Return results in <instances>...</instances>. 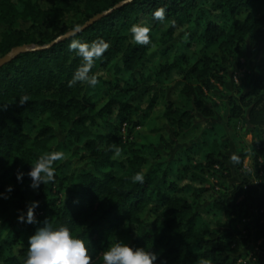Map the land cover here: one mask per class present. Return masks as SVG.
<instances>
[{
  "label": "trees",
  "instance_id": "16d2710c",
  "mask_svg": "<svg viewBox=\"0 0 264 264\" xmlns=\"http://www.w3.org/2000/svg\"><path fill=\"white\" fill-rule=\"evenodd\" d=\"M47 1L52 3L44 8ZM261 4L264 0H0V60L14 49H28L0 67V193L13 189L9 198H0V264H23L29 237L45 221L68 226L82 238L91 264H103V252L115 243L112 230L124 225L127 243L155 252L156 264L202 259L237 264L233 253L246 242L232 223L243 214L255 216V238L264 240V177L232 187L211 183L219 175L229 177L224 176L229 141L216 131L223 125L213 123L220 117L228 127H247L254 174L259 177V160L264 170V14L250 12ZM157 8L165 9L163 21L152 17ZM133 24L150 25V44L133 42ZM74 39L109 44L91 69L99 81L95 87L68 86L83 62L69 49ZM247 51L260 56L257 74L250 89L234 87L238 96L226 99L222 114L224 107L209 97ZM168 83L178 98L164 102L162 119L173 138L147 145L131 141L157 108L158 86ZM25 94L29 101L20 106ZM197 122L210 124L200 141L178 148V139L189 136ZM114 147L121 149L119 156ZM55 151L63 157L53 165L54 179L31 189V165ZM243 162L241 156L240 168ZM138 171L143 183L131 179ZM31 201H39L35 222H19ZM255 256L254 264H264V251Z\"/></svg>",
  "mask_w": 264,
  "mask_h": 264
},
{
  "label": "clouds",
  "instance_id": "9594fccd",
  "mask_svg": "<svg viewBox=\"0 0 264 264\" xmlns=\"http://www.w3.org/2000/svg\"><path fill=\"white\" fill-rule=\"evenodd\" d=\"M154 20L163 21L165 9L157 8L153 13ZM74 31L79 32L77 26ZM133 42L140 45L151 43V27L148 24H133L129 29ZM109 48V44L103 39L93 42H81L72 40L69 49L82 58V64L76 69L72 78L68 81V86L72 87L77 83H87L90 87L98 84L96 75L90 74L95 61L102 56ZM19 105L23 106L29 101L27 94L19 97ZM114 155L119 156L121 149L114 147ZM63 153L60 151L50 152L41 156L27 173L31 180L29 187L36 190L40 185L51 182L54 179V163L62 159ZM233 163L239 162V157L233 154L230 157ZM23 173H17L18 182H22ZM143 172H136L132 177L133 182L143 183ZM12 186L5 189V193H0V198H9L6 193L12 191ZM39 207V201H31L27 205V213L18 216L21 223L32 224L35 222V210ZM158 256L151 250L141 247H134L123 240H117L111 244L102 255L103 264H156ZM92 257L89 248L82 238L76 237L68 226L55 227L49 221H45L43 227L39 228L34 235L28 239V250L23 264H91ZM199 264H208L207 260H200Z\"/></svg>",
  "mask_w": 264,
  "mask_h": 264
},
{
  "label": "rangeland",
  "instance_id": "374dc122",
  "mask_svg": "<svg viewBox=\"0 0 264 264\" xmlns=\"http://www.w3.org/2000/svg\"><path fill=\"white\" fill-rule=\"evenodd\" d=\"M52 1L43 2L42 6L44 8H48L51 5ZM250 12L255 17H260L264 14V5H257L250 9ZM247 16L245 12L240 14V18L244 19ZM2 29L0 28V34ZM247 58H245L244 62L241 65L234 64L230 65L229 72L225 76L224 85H217L216 89L213 91V96L210 95L209 100L219 104L224 110L222 114H225L228 107L226 106V99L230 97L237 98V94L235 93V86L244 87L245 90L250 89L251 84L253 83V78L256 76V68L260 61V56L252 55L249 51L246 53ZM156 94L159 97L157 108L152 113V116L146 120L145 125L136 129L131 141L137 142L140 144H151L159 142V137H164L166 140L173 138V130L164 125V120L162 119V114L164 113L163 105L164 102L170 101L175 102L178 98V93L174 92L173 83H168L165 85H159ZM46 116H40V119H46ZM37 120V119H36ZM38 121V120H37ZM202 121V120H200ZM50 122L55 125L56 123L53 120ZM214 124H221L223 126L217 128V133L220 135H225L227 140L229 141L228 149L225 154L227 155V160L225 161L224 176H229L227 179H223L222 176L219 175V179L214 178L211 179V183L215 184L217 182L221 183L223 181L226 182L229 187L232 185L240 184L244 179L249 180L250 182L259 183L260 176L264 177L263 170V161L259 160L257 164V170L259 171V177L257 178L254 174V154L252 152V135L249 134L247 127L241 124H232V126H227L225 118L220 117L216 121H213ZM210 124L205 123H196L195 129L189 136H181L178 139V148L179 147H191L193 144H196L200 141L201 134L204 129ZM126 135V131L122 132ZM61 139L63 136H60ZM169 147V146H166ZM163 144H160V149L170 153L169 148L166 149ZM177 148V149H178ZM167 150V151H166ZM175 152V151H174ZM171 151V153H174ZM236 154L239 157H244V162L242 168L238 163H233L230 157ZM218 189H216L217 191ZM204 204L203 207H205ZM253 217H255L253 215ZM252 219L246 217L243 214L241 217H236L234 222L232 223V227L241 232L243 239L246 244L241 247V249L236 250L233 253V257L238 258L237 264H254L253 262L256 260L255 255H262L263 248L262 244L264 240H256L254 231L252 229ZM251 228V230L247 231L246 228ZM127 225H124L121 228L114 229L111 232V239L113 242L117 240H123L124 242H128L127 239Z\"/></svg>",
  "mask_w": 264,
  "mask_h": 264
},
{
  "label": "water",
  "instance_id": "95a60500",
  "mask_svg": "<svg viewBox=\"0 0 264 264\" xmlns=\"http://www.w3.org/2000/svg\"><path fill=\"white\" fill-rule=\"evenodd\" d=\"M93 21H91V22H93ZM27 51H28V49L26 47H20V48L14 49L11 53H9L8 55H6L4 58H2L0 60V67L2 65H4L6 62H8L12 57H14L18 54L27 52Z\"/></svg>",
  "mask_w": 264,
  "mask_h": 264
}]
</instances>
